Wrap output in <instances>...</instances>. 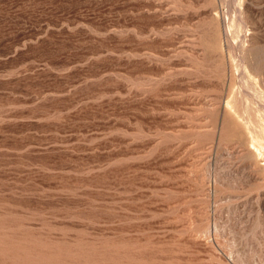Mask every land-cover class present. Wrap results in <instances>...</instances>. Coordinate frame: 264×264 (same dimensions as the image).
I'll use <instances>...</instances> for the list:
<instances>
[{"label": "rangeland", "instance_id": "rangeland-1", "mask_svg": "<svg viewBox=\"0 0 264 264\" xmlns=\"http://www.w3.org/2000/svg\"><path fill=\"white\" fill-rule=\"evenodd\" d=\"M263 115L264 0H0V264H264Z\"/></svg>", "mask_w": 264, "mask_h": 264}, {"label": "bare ground", "instance_id": "bare-ground-1", "mask_svg": "<svg viewBox=\"0 0 264 264\" xmlns=\"http://www.w3.org/2000/svg\"><path fill=\"white\" fill-rule=\"evenodd\" d=\"M228 29V28H227ZM243 62V61H242ZM242 64V63H241ZM244 65V64H243ZM245 66V65H244ZM242 68V67H241ZM239 70V69H238ZM243 72V71H242ZM243 74V73H242ZM249 92V91H248ZM248 96V95H247ZM231 105V104H230ZM262 107V106H261ZM244 110V109H243ZM243 112V111H242ZM245 116V115H244ZM264 117V115H263ZM259 125V124H258ZM261 126V125H260ZM254 127V126H253ZM262 127V126H261ZM252 133V144L253 149L260 156L264 154V126L261 128L259 132H251ZM252 147V146H251Z\"/></svg>", "mask_w": 264, "mask_h": 264}]
</instances>
